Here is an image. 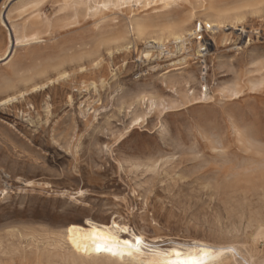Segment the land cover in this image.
Masks as SVG:
<instances>
[{
    "label": "rangeland",
    "instance_id": "1",
    "mask_svg": "<svg viewBox=\"0 0 264 264\" xmlns=\"http://www.w3.org/2000/svg\"><path fill=\"white\" fill-rule=\"evenodd\" d=\"M82 1L0 0V55L11 26L41 33L0 62V264H60L84 219L264 264V0ZM197 21L205 76L167 40Z\"/></svg>",
    "mask_w": 264,
    "mask_h": 264
},
{
    "label": "bare ground",
    "instance_id": "2",
    "mask_svg": "<svg viewBox=\"0 0 264 264\" xmlns=\"http://www.w3.org/2000/svg\"><path fill=\"white\" fill-rule=\"evenodd\" d=\"M114 1H117V3L118 2L119 3H125L127 0H114ZM134 1L136 3H144V4H148V5L152 2L158 1L165 6H169L178 0H134ZM75 2H77V0H66L67 5H71L73 3H74V6L78 5V4H75ZM79 3L80 4L83 3L87 6L93 5L94 9L95 8L101 9L100 7H98V5H101L102 8H106L108 6V4H109V6L111 5L109 0H106V1L102 0L101 2H95L94 0H85V1H82ZM113 3L114 2H112V4ZM88 9H89V7H88ZM215 19H220L221 21H223L224 19H226V17L224 15H217ZM239 20H240V18L237 19V21H239ZM37 26H38V23L34 22V21L27 24V25L26 24L23 25L20 28V30H17L13 26H11L13 37L11 35H8L7 46H6L5 50L3 51V53L0 55V62L1 61L10 62L12 60V58L14 57V52H15L13 50V47H14V45H18L17 41L20 42L19 44H24V43H28L31 41L39 40L41 33L34 31V29ZM208 26L213 27L211 25H208ZM135 31H136V34L139 38H142L145 41H148V43H154V44L161 45V46L164 43L163 40L161 39V37L147 36L146 34L141 32V30L137 27L135 28ZM162 35L163 34H161V36ZM187 35H188L187 27L182 26V27L178 28L177 30L176 29L170 30L167 34V40L173 41L175 43L181 42V47H182L185 44V38ZM213 46H214V44H213ZM179 48L180 47L176 46V49H179ZM148 57H149L148 53H145L143 55V58L147 59ZM178 62H180V61H178ZM43 87H44V85L41 88H43ZM204 89H203V92H205V90H206V89L205 90ZM139 120L140 119L138 118L136 121H139ZM261 192H263V191H261ZM259 194H261V193H259ZM262 195H264V192L262 193ZM257 215H258V213H257ZM254 218H255V215H254ZM249 220H251V219H249ZM253 220H251V223ZM256 221H258V219ZM257 224H259V223L255 222V225H257ZM259 225H261V224H259ZM124 228H127L128 231L127 232L122 231V229H124ZM237 228H240V227H238V225H237ZM253 228H255V227H252V229ZM122 233H126V235H127L126 239L133 241V243L135 242V237L140 236L142 239L141 247L142 246L148 247L149 248L148 251L144 252L142 250V248H143L142 247L140 253H133V257L125 256L123 259H121L118 256L113 257L107 253L96 254L94 251L91 253V255H86L83 252H78L73 245V241H75L76 243L81 245V247L88 246L91 248L94 246L95 243L101 242L100 238L103 236L118 237L120 240H123L122 238H120V235ZM232 233H233V231H232ZM256 234H258V233H256ZM60 241H61V243L65 244L68 248V251L66 253H63V255L62 254L55 255V258L58 259L60 264H62V263H65V264H76V263H78V264H98V263H101V264H126V263H129V264H162V262L166 259H169V258L174 259L175 258L174 256H164L163 255L164 253L171 254V253H174L176 251H179L182 253L183 256H187L189 254L198 256L200 254L201 249H206L209 251L208 264H221V263L224 264V262L227 263V261H230L232 264H239L238 259L241 262H243V264H252L251 262H248L245 258L240 256L238 251L236 250V248L232 245H225V246H215L214 245V246H212V245H209V244H206L203 242H194V240H193L192 244L191 243L190 244H184V243L170 242L169 245H160V242L149 243L148 241L145 240V238L141 234L135 233L133 230H130L129 227H127L126 225H121V224L117 223L115 220H111L108 223H97V222H94L90 219H84L81 223H69V224L65 225L64 228L61 230ZM111 243H115V241H111ZM60 248L61 247H59V249ZM255 254H256V252H255ZM255 259H257V257ZM261 260H262V258H261Z\"/></svg>",
    "mask_w": 264,
    "mask_h": 264
},
{
    "label": "snow or ice",
    "instance_id": "3",
    "mask_svg": "<svg viewBox=\"0 0 264 264\" xmlns=\"http://www.w3.org/2000/svg\"><path fill=\"white\" fill-rule=\"evenodd\" d=\"M198 27V26H197ZM19 44L20 42L17 41ZM71 231V230H70ZM122 231L127 232L128 229L124 228ZM101 242L95 243L93 247L84 246L81 247L78 243L73 241V245L78 252H83L86 255H91L94 251L96 254L107 253L113 257H120L123 259L125 256L133 257V253H140L142 239L140 236L135 237V242L123 239L120 240L118 237L103 236L100 238ZM115 241V243H111ZM164 256H174L175 258H169L162 262V264H208L209 251L201 249L200 254L183 256L181 252L176 251L174 253H164Z\"/></svg>",
    "mask_w": 264,
    "mask_h": 264
},
{
    "label": "built area",
    "instance_id": "4",
    "mask_svg": "<svg viewBox=\"0 0 264 264\" xmlns=\"http://www.w3.org/2000/svg\"><path fill=\"white\" fill-rule=\"evenodd\" d=\"M198 26V27H197ZM213 27H210L203 22H195L190 33L185 38V43L187 46L193 44L195 47L194 57L201 68L204 71L203 76H205L207 70V58L209 57V52L213 47Z\"/></svg>",
    "mask_w": 264,
    "mask_h": 264
}]
</instances>
